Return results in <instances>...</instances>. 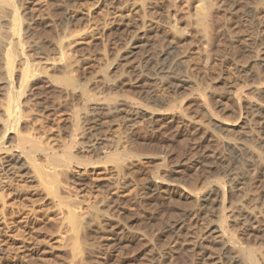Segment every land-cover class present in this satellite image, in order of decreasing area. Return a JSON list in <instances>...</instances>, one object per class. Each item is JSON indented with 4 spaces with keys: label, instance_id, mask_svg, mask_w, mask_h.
Returning <instances> with one entry per match:
<instances>
[{
    "label": "rangeland",
    "instance_id": "1",
    "mask_svg": "<svg viewBox=\"0 0 264 264\" xmlns=\"http://www.w3.org/2000/svg\"><path fill=\"white\" fill-rule=\"evenodd\" d=\"M154 1L159 5L163 0ZM236 7L234 0H224L218 9V55L212 66L203 71L193 58L188 61L190 73L199 80L203 101L217 111L223 105L222 117L235 125L239 112L226 97L237 88L247 90L251 85L250 69L264 45L262 14L237 17ZM164 10L159 6L145 12L132 0H0L4 55L0 67V264H211L194 248L201 224L212 219L208 210L201 211L196 226H184L177 232L173 224L192 207L190 200L175 196L170 203L146 207L135 199L145 191L153 174L168 180L172 170L183 169L191 161L207 167L222 145L205 143L197 134L152 128L146 116L124 111L117 112L118 119L111 123V113L105 120L106 112L88 111L94 106L86 107L84 102V94L105 102L118 94L139 101L153 96L165 103L181 102L180 110L204 127L213 124L193 96L169 94L160 83L135 86L133 73L122 76L126 66H119L114 53L139 33L145 17L157 20ZM29 24L35 26L32 36L26 32ZM117 24L123 25V31L106 37L104 31ZM247 35L257 36L259 45H240L238 41ZM153 52L144 50L129 62L133 65ZM64 65L78 71H63ZM115 66H119L116 74ZM32 75L74 83L78 95L65 101L38 85L33 93L37 95L17 109L15 104L24 99L25 84ZM102 75H107L110 83L116 82L110 86ZM211 93L223 94V98L217 100ZM253 93L249 90L250 95ZM246 101L247 96H242V102ZM83 108L87 110L79 119L82 129L75 136L77 142L72 143L70 109ZM243 113L254 130L250 142L259 146L261 117L249 107ZM89 127L96 137L92 139H100L93 147L84 143ZM23 137L27 142L19 147ZM39 146L50 147L59 156L70 148L73 156L67 167H58ZM20 148L30 153L27 161L15 157ZM114 150L116 155L110 157L108 153ZM257 166L255 161L244 164L238 178H253ZM54 170L53 180H47L43 172ZM218 172L213 169L209 175ZM184 183L200 191L204 187L199 175ZM232 195L228 194V202ZM261 203L263 200L253 199L249 205ZM67 205L75 216H70ZM150 212L153 220L148 218ZM109 219L127 225L135 237L121 248L111 246ZM211 248L220 251L218 244Z\"/></svg>",
    "mask_w": 264,
    "mask_h": 264
},
{
    "label": "bare ground",
    "instance_id": "2",
    "mask_svg": "<svg viewBox=\"0 0 264 264\" xmlns=\"http://www.w3.org/2000/svg\"><path fill=\"white\" fill-rule=\"evenodd\" d=\"M132 1L145 12L153 11L159 6H164L165 10L157 20L145 17L138 28L141 29L139 33L114 53L115 58L120 60L119 66H126L122 76L126 73H133L136 77L135 86L145 87L148 83H160L166 87L169 94L184 93L187 96H193L202 103L204 113L210 117L213 124L204 127L180 110L181 102L165 103L153 96L139 101L131 96L117 93V97L105 102L100 97L84 94L85 106L93 105L94 107L89 106L90 110H88L93 113L98 110L106 112L103 119L107 113H111L112 119L108 120L111 123L118 119L117 112L124 111L135 116H146L152 128H158L161 131L175 129L190 135L197 134L205 143H211L213 146L214 144L222 145L207 167L191 161L183 169L172 170L168 180L161 178L158 174H153L145 185V191L135 200L146 207L159 203H170L175 196L190 200L192 207L183 212V215L173 224V228L177 232L184 226L192 228L197 225L201 211H209L212 219L201 224L199 233L195 236L194 248L198 254L209 259L211 264H264V45L260 49V54L256 55L253 60L257 61L250 69L251 85L247 86V90L245 87L237 88L226 97L239 112L237 119L233 121L236 122L235 125L222 117L223 105H220L221 110L217 111L203 101L199 80L190 73L188 66L189 59L193 58L196 66L206 71L217 57L218 49L215 38L217 14L224 0H163L159 5L154 0ZM234 1L237 5V17H247L260 12L264 23V0ZM59 23L67 22L61 20ZM50 25L46 23V26ZM34 28L33 24H29L26 32L32 36ZM122 31L123 25L117 24L105 30L104 35L109 37ZM242 38L238 41L239 44L242 45L244 42L247 47L258 46L260 42L255 35ZM100 44L102 41L98 45ZM151 49H154L152 54L131 65L132 62L129 61L133 57L142 55L144 50ZM10 55L14 56V50L10 52ZM3 62V45L0 41V67ZM119 66L114 67L113 73H118ZM68 67L64 65L61 69L78 71L76 67ZM101 77L102 80L111 81L107 75ZM111 83L109 82L110 86ZM38 85L50 92L58 93L65 101L71 96L78 95L74 83H61L49 76L32 75L25 84L24 99L15 104L17 109L26 106V101L37 95L33 93ZM249 90L254 93L250 95ZM116 92H119V89ZM210 95L217 100L223 98V94L219 93ZM242 96H247L245 103L242 102ZM119 107L123 108L119 109ZM245 107L252 109L263 122V134L260 137L259 146H254L250 142L252 139L250 133L254 130L243 116ZM86 110L87 108L70 109L68 121L74 126V134L71 135L72 143L77 142L74 140L75 136L82 129L79 119ZM19 117L17 114V118ZM90 129L91 127L85 130L87 133H85L86 142L84 143L93 147L100 139H92L96 137ZM235 133H237L236 136H234ZM25 142L27 140L23 137L19 139L18 145ZM20 145L19 147L22 146ZM37 146L35 145V148ZM40 148L39 150L46 158L54 160L55 166L62 168L68 166V160L73 156L70 148H66L62 156L50 147L41 146ZM20 149L15 157L20 161H27V158L31 157L30 153ZM39 150L36 151L40 152ZM108 155L115 156L116 150L110 151ZM252 161L258 164L256 175L249 180L239 179L237 176L239 169ZM213 169L219 172L211 176L209 174ZM43 173L47 180L52 181V175H55L57 170ZM197 175L203 180L204 187L201 191L186 186L184 183L187 178ZM228 194L234 195L230 202H228ZM253 199L263 200V203L257 207H250L249 203ZM67 208L70 216H75L72 207L67 205ZM147 215L149 220H153L152 212ZM107 222L111 246L121 248L135 237L130 233L127 225L121 221L109 219ZM212 244L219 245L218 253L211 248Z\"/></svg>",
    "mask_w": 264,
    "mask_h": 264
}]
</instances>
